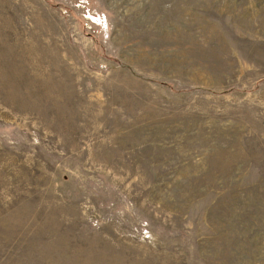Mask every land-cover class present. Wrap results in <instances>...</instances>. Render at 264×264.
Returning a JSON list of instances; mask_svg holds the SVG:
<instances>
[{"label": "rangeland", "instance_id": "1", "mask_svg": "<svg viewBox=\"0 0 264 264\" xmlns=\"http://www.w3.org/2000/svg\"><path fill=\"white\" fill-rule=\"evenodd\" d=\"M0 264H264V0H0Z\"/></svg>", "mask_w": 264, "mask_h": 264}]
</instances>
